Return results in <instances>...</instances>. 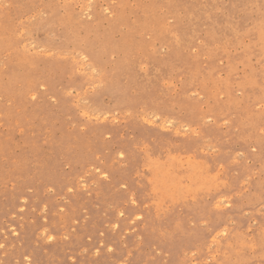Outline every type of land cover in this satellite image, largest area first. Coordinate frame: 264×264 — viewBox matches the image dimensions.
I'll return each instance as SVG.
<instances>
[{"label": "rangeland", "instance_id": "374dc122", "mask_svg": "<svg viewBox=\"0 0 264 264\" xmlns=\"http://www.w3.org/2000/svg\"><path fill=\"white\" fill-rule=\"evenodd\" d=\"M0 264H264V0H0Z\"/></svg>", "mask_w": 264, "mask_h": 264}, {"label": "snow or ice", "instance_id": "6c2138e0", "mask_svg": "<svg viewBox=\"0 0 264 264\" xmlns=\"http://www.w3.org/2000/svg\"><path fill=\"white\" fill-rule=\"evenodd\" d=\"M121 155H123V153ZM109 251H111V249H109Z\"/></svg>", "mask_w": 264, "mask_h": 264}, {"label": "bare ground", "instance_id": "6f19581e", "mask_svg": "<svg viewBox=\"0 0 264 264\" xmlns=\"http://www.w3.org/2000/svg\"><path fill=\"white\" fill-rule=\"evenodd\" d=\"M219 207V206H218Z\"/></svg>", "mask_w": 264, "mask_h": 264}]
</instances>
